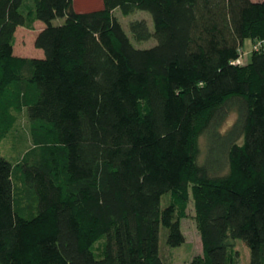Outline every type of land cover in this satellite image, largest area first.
<instances>
[{
	"label": "trees",
	"instance_id": "1",
	"mask_svg": "<svg viewBox=\"0 0 264 264\" xmlns=\"http://www.w3.org/2000/svg\"><path fill=\"white\" fill-rule=\"evenodd\" d=\"M117 9L147 11L153 30L129 29L156 43L135 46ZM36 21L43 56L15 54ZM21 114L27 148L0 152V264H166L161 228L184 243L190 199L191 264H241L237 239L264 264V0H0V143Z\"/></svg>",
	"mask_w": 264,
	"mask_h": 264
},
{
	"label": "rangeland",
	"instance_id": "2",
	"mask_svg": "<svg viewBox=\"0 0 264 264\" xmlns=\"http://www.w3.org/2000/svg\"><path fill=\"white\" fill-rule=\"evenodd\" d=\"M74 7L78 11H88L93 9H99L102 7V0H73ZM114 14L121 22L125 31L131 37L135 46L139 48H146L152 46L156 43L155 38H150L144 41H135L129 29V22L134 19H145L150 30H153V23L150 14L144 10H136L128 15L122 14V12L117 9ZM62 19H56L54 23H62ZM43 27L42 22H34L32 28L21 26L15 33L14 50L17 54L18 52L26 56L39 57L43 56V51L34 46V39L39 30ZM256 45L250 39H246L241 49V61L247 62L249 59L250 51ZM234 115H231L228 123L232 122ZM29 144V137L27 134V120L24 115H20L18 118V123L10 131L8 136L2 140L0 143V152L11 162H16L17 158L24 152ZM201 154L199 161L202 162L206 151V141L202 136L199 141ZM164 204V201L162 202ZM182 231L185 235V241L179 246H169L166 243L165 229L161 228L159 236V251L166 264H191V260L194 256L202 254V243L200 238V233L198 231L195 219V210L193 207L192 199H190L189 204L186 208V216L181 220ZM104 238L99 239L94 245L93 249L96 256L98 257L102 248ZM236 246L240 251V263L248 264L250 259L249 247L240 239L236 240Z\"/></svg>",
	"mask_w": 264,
	"mask_h": 264
},
{
	"label": "crops",
	"instance_id": "3",
	"mask_svg": "<svg viewBox=\"0 0 264 264\" xmlns=\"http://www.w3.org/2000/svg\"><path fill=\"white\" fill-rule=\"evenodd\" d=\"M20 27H21V26H18V27L16 28V31H17L18 28H20ZM41 29H42V28H41ZM41 29H40V30H41ZM40 30H39V31H40ZM16 31H15V33H16ZM14 52H15V50H14ZM15 54H16V53H15ZM17 55H19V56H25V55H23V54H21V53H19V52L17 53ZM39 57H41V56H39Z\"/></svg>",
	"mask_w": 264,
	"mask_h": 264
},
{
	"label": "built area",
	"instance_id": "4",
	"mask_svg": "<svg viewBox=\"0 0 264 264\" xmlns=\"http://www.w3.org/2000/svg\"><path fill=\"white\" fill-rule=\"evenodd\" d=\"M236 62H237V63H240V62H241V59H238Z\"/></svg>",
	"mask_w": 264,
	"mask_h": 264
}]
</instances>
